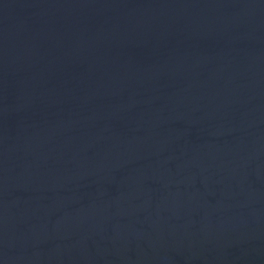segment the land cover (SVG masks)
I'll list each match as a JSON object with an SVG mask.
<instances>
[{"label":"water","instance_id":"obj_1","mask_svg":"<svg viewBox=\"0 0 264 264\" xmlns=\"http://www.w3.org/2000/svg\"><path fill=\"white\" fill-rule=\"evenodd\" d=\"M0 264H264V0H0Z\"/></svg>","mask_w":264,"mask_h":264}]
</instances>
